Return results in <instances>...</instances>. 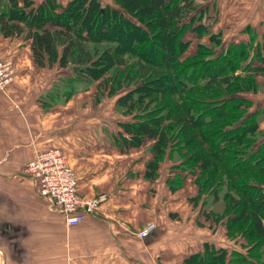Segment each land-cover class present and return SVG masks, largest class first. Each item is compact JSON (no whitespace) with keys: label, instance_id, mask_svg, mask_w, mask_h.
Wrapping results in <instances>:
<instances>
[{"label":"trees","instance_id":"1","mask_svg":"<svg viewBox=\"0 0 264 264\" xmlns=\"http://www.w3.org/2000/svg\"><path fill=\"white\" fill-rule=\"evenodd\" d=\"M202 16L195 0H114L107 11L99 0L65 6L0 0V34L22 35L38 66L56 62L70 68L76 82H96L97 102L123 91L116 107L130 120L119 122L122 150L149 139L147 176L168 158L195 176L196 201L221 197L220 213H204L224 221L228 237L242 240L245 252L205 245L180 264H264V132L260 111L251 110L246 96L264 75V37L250 32L248 42L221 46L220 33H210ZM187 29L221 50L214 55L200 42L194 55L181 58ZM127 48L135 55L130 63ZM181 183L176 174L170 189Z\"/></svg>","mask_w":264,"mask_h":264},{"label":"crops","instance_id":"2","mask_svg":"<svg viewBox=\"0 0 264 264\" xmlns=\"http://www.w3.org/2000/svg\"><path fill=\"white\" fill-rule=\"evenodd\" d=\"M234 2L196 4L202 21L206 18L210 30L229 43L248 42L250 32L261 40L264 0ZM247 5L256 9L251 18L232 21L234 6ZM3 58L11 59L14 74L0 90V264H180L205 245L245 252L242 240L228 237L224 221L206 217L216 208L215 213L221 212L222 205L216 207L221 197L216 205L211 195L212 203L196 201L195 176L168 158L159 163L155 176H147V163L153 159L149 139L122 150L119 122L130 116L120 117L112 106L95 103L94 84L83 89L74 85L68 99H60L66 69L38 66L22 35L0 34ZM51 148H61L77 174L79 195H104L76 225L66 223L25 171L27 162ZM176 174L182 183L172 191ZM148 222L155 229L140 238L138 231Z\"/></svg>","mask_w":264,"mask_h":264},{"label":"built area","instance_id":"3","mask_svg":"<svg viewBox=\"0 0 264 264\" xmlns=\"http://www.w3.org/2000/svg\"><path fill=\"white\" fill-rule=\"evenodd\" d=\"M14 74L9 58L0 60V90L9 84ZM26 173L37 183L39 194L47 198L60 211L68 225H76L93 213L104 195L85 197L78 194V178L68 165L61 148H51L39 152L25 165ZM155 229L148 222L139 232L140 238L150 235Z\"/></svg>","mask_w":264,"mask_h":264},{"label":"rangeland","instance_id":"4","mask_svg":"<svg viewBox=\"0 0 264 264\" xmlns=\"http://www.w3.org/2000/svg\"><path fill=\"white\" fill-rule=\"evenodd\" d=\"M42 1L43 0H34V2H35L36 5L40 4ZM56 1L59 2L62 6H65L70 0H64L65 2H62V0H56ZM99 1H100V10L101 11H104V10L107 11V9H109L110 7H113V5H114V0H110L109 2H108V0H99ZM196 1L197 0H195V2ZM234 1H235L234 2L235 5H237V3H239V0H234ZM234 7L237 10L235 11V13L232 14L231 19H232V21H235V22H238V23H241L242 22L241 20H245L247 18H251V16L256 12V9L255 8L252 9V6H249V5L244 6V7H238V6L237 7L234 6ZM202 18H203V16H202ZM201 22L204 23L205 26H207L208 31L210 33H216V31H211L210 30V28L212 26H210V24L207 23L208 20L206 21V18H205V21L204 22L202 20H201ZM98 38L102 40V37L100 38V36H98ZM183 39L184 40H188L189 41V44H188L185 52L182 54L181 58H183V57H185L187 55H191V56L194 55L197 52L198 43H200V42H202V43L205 42L210 47H212L211 49L214 52V55H216L221 50L220 48H222V47H215V46L212 45L211 42H208V36L207 35L200 36V37H195V34L190 29H187L184 32ZM220 39H221L222 43L224 42L223 45H221V46L226 45L227 42H228V40H230V39H228L226 37L224 38L223 35H221V33H220ZM124 54H126L125 55V58L127 59V61L129 63H130V61L133 60V58H135L134 57L135 56L134 55V52H132V50H130L129 48H127L126 53H124ZM253 64H255V63H253ZM46 66L54 67L56 69H62V68H59L58 67V64L56 62L53 63V64H51V65H46ZM65 69H66V72L67 73L65 75L66 77H64V81H65V84L64 85L65 86L63 85L64 86L63 87V91H62L63 93L70 91V89L71 90H74V85L75 86H79L81 89H83V86H85L86 84H94L93 86L91 85V92L95 90L94 92L96 93V82L86 83L85 81H82V80H80V81L78 80L76 82V80L72 78L74 76L72 75L73 73H72L71 69L70 68H65ZM257 84L258 85H257L256 91L255 92H252V93H247L246 96L252 100L253 105L251 107V110L252 111L259 110L260 111V113H259V115L257 117L258 120H259V129L261 128L260 131L261 132H264V75L257 76ZM94 86H95V88H94ZM122 92L123 91H121L120 93H122ZM120 93H118V94H120ZM117 95L111 96V97L104 96L98 102L95 100V98L93 100L95 101V103H98V104L101 103L100 104V107L104 106V104L107 105L106 106L107 109H108V106H112L114 113H117L118 115H120V117L129 116V115H123L122 110H118V108L116 107ZM61 98L68 99V98L65 97V94H63V96H61L60 99ZM113 105H115L116 108ZM260 139L263 140L264 139V136L261 137ZM161 171H163L162 168L160 169V172ZM183 190H185V188ZM204 198H206V200H208V203H212L211 202L212 199H211L210 195H208L207 197L203 195V197H201L200 199H198V201H200L201 203H203V199ZM222 204L223 203H222V200L221 199H219V201L217 202V205H216V203H214V205H216V207L217 206L220 207ZM216 209L218 210V208H216ZM217 210H214V212L217 211ZM219 212H220V209H219ZM211 226H213V225H211Z\"/></svg>","mask_w":264,"mask_h":264},{"label":"water","instance_id":"5","mask_svg":"<svg viewBox=\"0 0 264 264\" xmlns=\"http://www.w3.org/2000/svg\"><path fill=\"white\" fill-rule=\"evenodd\" d=\"M74 69H76V66H74Z\"/></svg>","mask_w":264,"mask_h":264}]
</instances>
